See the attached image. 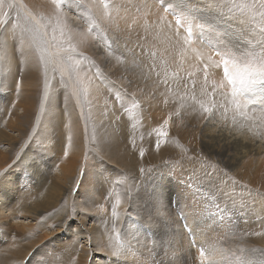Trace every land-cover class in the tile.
Here are the masks:
<instances>
[{
  "label": "rangeland",
  "instance_id": "374dc122",
  "mask_svg": "<svg viewBox=\"0 0 264 264\" xmlns=\"http://www.w3.org/2000/svg\"><path fill=\"white\" fill-rule=\"evenodd\" d=\"M190 1L199 10L198 14L191 13V10L179 3H183V0H83L80 4H66L61 10H54L52 5L47 11L44 5H37L30 9L36 16L34 17L29 14L19 0H0L2 7L0 8V97L2 98V100L0 98V104H3L5 110H11L10 115L19 117L23 123L26 107L30 105L25 98V93L31 92L33 98L31 99L34 102L32 117L35 116L34 120L28 122L30 124L27 126L26 133H22L20 136V142L7 152L9 159L4 160L2 165L0 164V173H4L0 177V254H5L8 250L14 254L10 264H141L139 260L135 261L133 257L130 259L126 256L129 247L126 244H134L138 251H142L141 255L145 256V242L151 238L149 233L151 230L137 238V233H135L137 230L130 231V225L136 221L138 215H135L129 208L125 211L122 210L121 214L116 210L115 214L113 213L116 206V192L120 193L127 190V185L124 186L127 174H129L128 181L130 184L128 188L130 187L131 193L138 191L140 183L146 184L149 180L152 181L154 175L159 173H162L163 176H169L164 178L169 187L174 181H177L181 186L188 182V187L182 186L183 189L184 187L187 189L186 193L198 195V198H204L207 200L206 202H208L207 197L210 198L209 200L213 199L208 203L211 206L205 203L210 211L195 218L194 231L198 226L197 222H199L201 230L203 225H208L210 229H216L215 225L219 222L221 225V221L224 220L222 222L227 221V224L229 222L230 230L240 233V240L244 239L243 237L250 239L251 232L260 233L261 238L257 236L253 245L262 246L264 251V234L260 231L261 228L264 231V184L253 186L248 181L240 179L237 171L239 166L235 169L230 166L234 162L242 160L241 155L237 156L239 160L233 156L234 149H241L242 145L240 146L235 139L230 151L222 154L212 152L213 148L201 142L200 133L194 132L192 127L181 128L179 124L180 127L177 129L175 122L172 123L167 119H158L157 117L152 119L148 114L153 108V106L150 108V102L155 96L154 91H157L162 95L157 96L158 103L162 97L168 98L169 96L179 97L178 100L181 102H183L182 99L192 102L194 109L188 111V116H191V111L194 115L206 113L198 112L199 109L204 110V105L210 107L212 109L210 115L213 117L211 122H217L214 125L217 126L215 129L223 131L222 133L216 132L217 134L226 136L233 133L246 140V136L251 133H244L243 129L236 127L235 124L238 123L239 126L247 124L244 128L256 135L257 139L264 137V89L257 86L254 90L240 92L233 97L232 86L224 76L220 58L215 55L218 50H222V47H228L232 50L239 49L240 53L261 51V48H264V17H261L260 13L264 12V9L259 7V0ZM214 2L216 8L213 7ZM209 3L213 8L209 6ZM105 4H107V8H104ZM245 4H255L256 7L246 9L243 7ZM129 6L137 8L134 11ZM114 11L115 13H113ZM208 11L216 13L219 21L222 18L228 21L224 22L222 19L217 24L214 20L198 16L205 17L207 15L204 12ZM166 15L169 18L164 17L169 20L165 22L168 23L167 26L164 23V26L156 27V30L154 27L156 24L152 21V17L157 16L156 18L160 20L161 16ZM149 19L152 20L149 21ZM177 20H180L181 23L177 24ZM155 21L157 23V20ZM93 22L95 27L92 32H88V28ZM134 22L136 25L133 24ZM140 23L143 25L141 29L137 28ZM236 23L237 25H235ZM29 25L39 28L42 33V38L39 41H33L32 28ZM235 27H238L236 28L238 31L234 30ZM131 28L137 29L132 31ZM159 28L160 30H158ZM189 28L192 29L191 34L188 32ZM142 29L145 31L151 29L150 31H155L158 36L166 31L165 36L170 42L173 41V46L175 45L174 47L169 45L170 52L173 51L174 55L177 56L172 61L173 63H170L171 60L169 62L164 60L159 47L148 42L150 37L142 34ZM169 31H171V35L168 33ZM229 31L235 33L231 34ZM5 32H9L15 37L14 41H10L7 46L5 44ZM77 33L80 36L71 40V43L76 46V52L72 54V60L69 61L67 55L61 53L60 49L61 47L66 48L70 36ZM13 43L15 59L12 52ZM245 46L246 49L243 50ZM95 49L101 52L103 57L115 58L114 60H118L120 63L122 60L124 61L125 54H130L131 60L136 57L137 62L141 65L138 68L139 73L145 78V83L155 81V86L150 88V91L140 88L137 92L117 87L110 75L104 71L100 60L96 57ZM194 49L198 51L196 52ZM188 57L196 59L197 64H195L196 68L193 72L186 64ZM25 60L30 62L29 65L33 67V71L27 77L28 81L31 82L30 78L35 77V73L38 71L37 77L32 78L33 89L27 86ZM75 61H79L78 68L73 67ZM218 63H220L219 67L216 66ZM17 64L19 65L18 68ZM63 65L68 67L69 76L67 77L62 73ZM133 67L136 68V66ZM29 76L31 77L29 78ZM68 78H71V82L78 88L79 100L75 97ZM33 81H36L37 84H34ZM93 92L94 95L91 94ZM79 104L82 106V111L78 112ZM38 109L45 110L41 118L36 116ZM157 112L155 111V113ZM3 113L1 111V118ZM48 113L52 114L51 123L54 128L49 126L51 123H47L44 119ZM69 119L74 123L70 122ZM138 120L141 124H145V132H150L145 134L142 148L136 138L134 139L136 131L131 132L132 128L137 127ZM73 124H76V128L78 126L77 142L78 146L81 147H78L77 151L79 152L78 156L83 160L78 157L81 161L77 163V166L78 171L81 172L78 173L77 171L75 175L77 178L74 176L75 180L73 179L75 182L69 183V190L67 189L61 201H58L55 206L49 209L45 208L31 216L21 212L18 206L24 199L22 195L24 187L27 198L42 193L47 199L54 193L50 184L55 180L51 168L52 171L49 175L43 174L41 176L43 179H47V183L39 185L34 178L36 165H26L27 167L24 165L26 163H38L45 167H52L57 163L61 164L65 158L64 152L66 150L64 149L67 145L69 146L70 138H72L70 128ZM5 129L9 130L7 127ZM161 129L167 133L166 136L159 134L158 130ZM13 131L14 135L18 137L20 131ZM195 138L199 139L196 140ZM100 141L111 145L117 154L123 153V150L129 151L125 155L128 162L126 170L117 165H109L111 162L108 157L110 156L101 150ZM147 143H150L151 146ZM157 144H159V148H157ZM1 149L6 152L8 144L1 145ZM45 152L49 156H46ZM228 153H231L232 156L227 155ZM251 158L256 157L252 156ZM261 162H264V158L261 159ZM88 166L97 172L92 171ZM89 170L94 175L97 174L94 177L98 178L93 177L91 180L92 182L95 180V184L99 187L92 185L91 191L94 193L88 189H85L86 192H84L85 190L79 191L80 183L84 182L83 179L87 175L85 172ZM205 170L212 176L210 180L203 178ZM174 178L176 179L174 180ZM179 179L182 183L179 182ZM189 181L192 185H189ZM88 191L89 195L86 196ZM176 191L177 189L175 193L178 195L179 192ZM204 193L207 197H204ZM82 195L85 196L81 197ZM179 195L181 196V194ZM82 198L86 199L87 205L84 204L78 209L76 203H79L78 199ZM166 198L167 196L164 195V205H166ZM210 202L215 204V207H212ZM216 208H220L222 212ZM54 210L64 212L65 217H67L61 227L56 222L49 223L47 221L48 216ZM223 214L226 220L221 217ZM167 215H170L168 211L166 212ZM175 215H178V220L175 221V224L173 221L172 224H177V227H173L171 224V232L166 226L163 227V231H167L166 233L163 232L161 236L164 240L158 241L157 239L159 244L147 243L146 246L150 245L159 249L162 241L167 242L170 237L174 238L173 236H177L181 233L180 231L185 230L183 228H189L186 222L180 220V214ZM82 216H85V223L80 221L83 220ZM166 216L164 219H168ZM220 218H222L221 221L218 220ZM179 222L183 225L182 228ZM207 222L215 228H211ZM79 223L83 225L81 226ZM92 223L98 230L95 233V238L89 231ZM220 225H218L219 228ZM147 227L151 229L156 226L148 225ZM199 227L196 229L198 232L200 231ZM174 229L178 231L175 230L178 234ZM189 229L185 231L189 233ZM110 231L114 233L112 238L108 237ZM185 231L181 237L186 236ZM3 233L4 235H2ZM45 233H48L46 239L42 237ZM4 236L5 238H2ZM7 236L8 238H6ZM187 236L189 235L187 234ZM96 238L99 240L97 241L98 244L95 242ZM129 238L133 240L130 241ZM59 243L60 245H58ZM170 243L168 242V244ZM99 245L102 250L97 252ZM192 245L193 254L195 252L196 256L200 252L199 250L196 253V250L200 249L201 246L197 248L194 243ZM195 248L197 249L195 250ZM204 249L207 248L204 246ZM113 253L120 255H113ZM149 253L151 256V254H155V251L149 250ZM262 255L261 260L264 264V254ZM194 258L191 257L192 264H198V262L201 264V260L197 261L199 258H195L197 263ZM164 262L169 263L167 260ZM191 262L188 263L191 264ZM214 262L218 263L217 261ZM1 263L7 264L4 261H0Z\"/></svg>",
  "mask_w": 264,
  "mask_h": 264
},
{
  "label": "bare ground",
  "instance_id": "6f19581e",
  "mask_svg": "<svg viewBox=\"0 0 264 264\" xmlns=\"http://www.w3.org/2000/svg\"><path fill=\"white\" fill-rule=\"evenodd\" d=\"M215 1H217V0H215ZM19 2L22 3L24 5V7H26V9L28 10L29 14L32 15V16H34V15H33V13L31 12L30 9H33L35 6H37V5H44L47 11L50 9L49 6H52V4H50V0H19ZM210 2L212 3V1H210ZM179 3H181L182 5L186 6L189 10H191V13L198 14V11L199 10L194 7L193 2H191L190 0H187V1L183 0V3L182 2H179ZM211 3H209L210 4L209 5L210 7H212L211 6ZM217 3H219V2H217ZM93 4H95V3L93 2ZM207 4H208V2H207ZM215 4L216 3L214 2V6L213 7H215ZM117 7H119V5H117ZM129 7H131V6H129ZM0 8H2V7L0 6ZM136 8L131 7L130 9L135 11ZM216 10H215V12H216ZM210 11L204 12V14L207 15L205 17L202 16V15H198V16H200V17H202L204 19L214 20L217 24H219L220 21L223 18L220 19V21H219V17L217 19L216 13H213V12H210ZM222 11L225 12L224 10H222ZM219 12L221 13L220 10H219ZM219 12H217V13L220 14ZM113 13H115V11ZM223 15H224V13H223ZM34 17H36V16H34ZM156 17L157 16H153L152 17L153 20L151 19L156 24V26H154L155 29H156V27L158 28L159 26L160 27L161 26H164L163 24L166 21H169L168 20L169 18L167 17V15L166 16H161L160 20H158ZM164 17H166L168 19L166 20ZM151 20L149 19V21H151ZM155 20H157V23H156ZM223 20H224V22L228 21V20L225 21V19H223ZM231 21H232V19H231ZM237 23L235 25H237ZM133 24L136 25L135 22ZM165 24L167 26L168 23H165ZM169 25H170V23H169ZM29 26L32 29L34 28V25H29ZM138 26L139 27H137V28H140V29H141V27H143L142 23H140V25H138ZM134 27H136V26H134ZM230 27L232 28V26H230ZM165 28H167V27H165ZM236 28H238V27H235L234 30H237L238 31V29H236ZM136 29H132L131 28L132 31H135ZM152 29H154V28H152ZM179 29H180V27H179ZM150 30H146L145 31V29H142L141 32H142V34L150 37V39L148 38V42L151 45H153V46L159 47V51L161 52V55H163L164 60L166 62L167 61L169 62L171 60L170 61V63H171L177 57V56L174 55L175 53H173V51L170 52V47H172L173 44H174L173 41L170 42L169 39L167 38V36H165L166 34H164V33L166 31L164 33H161V36L160 35L158 36L155 33V31H150ZM158 30H160V28ZM241 30H239V31H241ZM233 32L232 33L230 32V33L233 34ZM168 33H170V35H171V31H169ZM234 35H233V38H234ZM240 38H241V36H240ZM240 41H241V39H240ZM169 45H171V46L169 47ZM245 49H246V46H245V48H243V50H245ZM25 50H27V49H25ZM194 50L196 51V49H194ZM194 50H192V51L195 53ZM182 51H183V49H182ZM95 52H96V57L100 60L101 65H102L104 71L107 74L110 75V78L113 80V83H115L114 85H117V87H119V88H126L127 90H130L131 92L132 91L133 92H137L140 88H145L147 91H150L151 90L150 88H152V87L155 86V81L154 82L150 81L147 84L145 83V78L143 77V75L141 73H139L138 68L141 65H140V63L137 62V58L136 57H134V59L131 60L130 59V56L131 55L130 54H125L124 61L122 60V62L120 63V62H118V60L115 61L114 60L115 58H112V57L105 58V57H103L102 54H101V52L97 51L96 49H95ZM33 59H35V58H33ZM203 59H205V58H203ZM29 63H28V61L25 60V78H26V81H27V86H30L31 89H33V84H31V82L33 80L32 78L37 77V72L38 71L36 70L37 71L35 73L36 76L34 74L35 77L30 78L31 76H29V78L31 79V82L28 81L29 79L27 80V77H28L29 74H31V71H33V67H31L29 65ZM35 63H37V62H35ZM186 64H187L188 68L190 69V71L193 72V70L196 68L195 67V64H197V62H196V59L194 57L193 58L188 57V59L186 60ZM133 66H136V68L134 69ZM0 69H1V63H0ZM131 70H132V72H131ZM34 72H35V70H34ZM62 73L65 74L66 77L69 76L68 67H66L65 65H63V67H62ZM147 78L150 79V77H147ZM68 80L71 82V78L70 79L68 78ZM81 81H82V78H81ZM0 82H1V78H0ZM33 83L34 84H37L36 81L35 82L33 81ZM87 83H89V82H87ZM70 84H71L72 91L75 94V97H77L78 100H79V94H78V91L79 90H78V88L76 87V85L73 82H71ZM88 87H91V86H88ZM91 94L94 95L95 93L93 92ZM154 95L155 96L153 97V101L150 102V108L152 106H153V108H152L151 111L148 112L149 116L152 119H154L153 117H157L158 119L159 118H164L165 120L167 119L168 121H171L172 123L175 122L174 124H175V126L177 125V129H179L180 126H181V128L192 127L191 129L195 130L194 132L198 131L200 133V135H201V138H200L201 142L208 144L209 147H212L213 148L212 152H216V153H219V154H222V153H224L226 151H230L232 149V147H233L234 140L236 139L239 142V145L240 146L242 145V146H241V149H239V148H235L234 149L235 152H234V155L233 156L235 157V159H238L237 158L238 155H241L243 158H242V160L240 162H234L230 166L232 168H234V169L239 166V170H237V171H238V174H239L240 179L245 180V181H248L253 186H258V185L264 184V182H263V179H264V162H261V159L264 158L263 157L264 154H262V153H264V137L261 138V139H257L256 138V135L252 134V132L250 130H246L244 128V126L247 125V124H245L244 126H239L238 123L235 124L236 127L240 128V129H243V132L244 133H251L250 135H247L246 136L247 137L246 140H244V138H239V135H234L233 133H232V135L225 133L227 135L226 136H223V134H220V133L223 132L222 130H220V129L216 130L215 129V128H217V126H214V125H215V123L217 124V122H211V120L213 119V117L209 113H202V114H199V115H196V114L194 115L192 113V111H191V116H188V111H190L191 109H194V106L191 104L192 102H190V101H184V99H182L183 102H181V101L178 100V99H180L179 97L177 98V97H174V96H169L168 98L167 97H162L160 99V103H158L159 101L156 100V99H157V96L158 95H161V94L158 93L157 91H154ZM25 98H26L27 102L30 103V105L26 107L25 113L23 115V118L25 119L23 121V123H21V121L19 120V117H15V116L10 115L11 110H5L3 104L2 105L0 104V113H1V111L4 112L3 113L4 115L2 116V118H1V114H0V164L1 165H2V163H3L4 160H8L9 159V154L7 152L11 151V148H13L15 146V144H18L20 142V136L22 135V133H26L25 131L27 129V126H28V124H30L28 122L29 121L31 122L32 120H34L33 118L35 116L32 117L33 114H34V102L32 100L33 99L32 98V93L31 92H26L25 93ZM181 98H182V96H181ZM1 100H2V98H1ZM142 100H144V98H142ZM76 101L77 100L75 99V102ZM78 107H79V109H77L78 112L79 111H82L81 104H79ZM204 107H205V105H204ZM3 109H4V111H3ZM40 110L37 112V115L36 116H38V117L41 118V116L43 114V111H45V110L44 109L41 110V111ZM155 111H158V112L155 113ZM198 112H204V110L199 109ZM70 116L72 117V115H70ZM70 116H69V118H71ZM142 116L144 117V114ZM209 116H211V117L209 118ZM51 118H52V114H49L48 113L45 116L44 119H45V121L47 123H51V121H52ZM69 121L72 122V123H74L70 119H69ZM213 121H215V120H213ZM216 121H217V119H216ZM21 124H22L23 127L21 126ZM179 124H180V126H179ZM49 126L52 127V123ZM211 126H212V128H211ZM218 126H219V124H218ZM5 127L9 128V130H6ZM69 127H70V125H69ZM82 127H83V124H82ZM52 128H54V127H52ZM77 129H78V126L76 128V124L75 125L73 124V126L70 128V131H71V134L70 135L72 136V138H70V144H69V146L67 145L66 148L64 147L65 148L64 150H66L64 152L65 153V158L62 160V163L61 164L60 163H57V164H55L52 167H47V166L45 167V166L40 165L38 163H26L24 165L25 167H27L28 165H36L35 166V173H34V176L35 177L34 178H35V182L36 183H39V185H41V184H43L45 182L47 183V179H43L41 176L43 174L44 175L45 174H48L49 175V173H51L52 170H53L52 173H53V175L55 177V180L52 181V183L50 184L51 187H52V189L54 190V193H53V195L51 197H49L47 199H45V196L42 193H38L36 196H33L31 198H27L26 197V193H25L26 192V189L24 187V190H23V193H22V195L24 196V199H23L22 203L18 206V209L21 212L30 214V216H31L33 214H37L39 211L44 210L45 208H48L49 209L52 206H55V204H57L58 201H61V198H62L63 194L67 191V189L69 187V183H72L75 180L74 179V176L76 175V173L78 171V166H77L78 164L77 163L79 161H81V159H82L80 156H78V153L79 152L77 151L78 150V147H81L80 145L78 146V142H77L78 136H79ZM13 130H19L20 131L18 133V137L14 135L15 133H14ZM133 130L136 131V135H134L136 137H134V136L133 137H134V139L136 138V140L138 141V144L142 148L143 147L142 142L144 141V139L146 137L145 134H148L150 132H145V124H141L139 122V120H138L137 127L132 128L131 132ZM216 132H220V133L217 134ZM101 133H100V135H101ZM30 138H34V137H30ZM195 139L198 140L199 138L198 139L195 138ZM74 141H75V143H74ZM6 144H8V150L6 152H4L1 149V145H6ZM147 144L149 146H151L150 143H147ZM101 150L104 153H107L110 156V157H108L110 159V162H111L109 165H111V166L117 165L119 167H123L125 170L127 169L128 162H127V159L125 158V155H127L129 151L122 149L123 150V153H118L117 154L116 150L111 145H109L107 143H103V142H101ZM81 152H83V151H81ZM143 152H145V151L143 150ZM138 153H139V151H138ZM81 155L83 156L82 153H81ZM227 155L232 156L231 153H228ZM46 156H49V154L46 153ZM116 156H118V157H116ZM252 156H254L256 158H251ZM78 157H80L81 159H78ZM88 165H90V164L88 163ZM90 167H91V165H90ZM51 168H52V170H51ZM88 168H89V166H88ZM24 169H26V168H24ZM89 169H91V168H89ZM117 169H119V168H117ZM91 170H89L88 172H85V173H87V175L85 176V174H84V176H85V178L83 179L84 182L81 181L82 183H80L81 186H79L80 187L79 191H84L85 189H88V190L91 191L92 190L91 189L92 188V185H94V187L97 186L95 184V180L93 182L91 181V180H93V177L95 175H97V174L94 175V173L92 171L93 170L96 171V170L95 169H93L92 171ZM97 170H99V169H97ZM79 172H81V171H78V173ZM126 172H128V171H126ZM119 174L121 175V173H119ZM186 174H187V172H186ZM78 175L79 174H77V176ZM80 175H81V173H80ZM177 175H178V173H177ZM128 177H129V174H127L126 179H125L126 180V184H124V186L127 185V187H126L127 190H124V191H122L120 193L116 192V206H115V210L119 214H121L122 213V210L125 211L127 208H129V210L133 211V213L135 215H138L136 221L130 225V231L133 232V231H136L137 230V232H135V233H137V235H136L137 238L143 236L148 230H151V231H149V233L151 235V238L150 239H147L146 242H145V250H146L145 251V256L144 255H141L142 251L141 250L138 251L137 250V247H135L134 244H130V245L129 244H126V245L129 246L128 247V250H127V255H126L128 258L131 259L133 257L135 261L136 260H139V262L141 264H164L166 262V261L164 262V260H167L169 262L170 259H175V256L176 255H178V257H179L180 264H189L191 262V257L192 256L195 257L196 259L199 258L197 261L201 260V262H200L201 264H239V263L240 264H262V260H261L262 258H261V256L263 257L262 254H264V251L261 248L262 246H260V245H258V246L253 245V243L256 241V237L257 236H258V238H261V237L259 235H257L256 233L251 232L250 233V239H246V237H243L244 239L240 240V238H241L240 233L237 232V231H235V230H232V229L230 230L231 227L229 228V226H228L229 222H228V224L226 223L227 221L226 222H222V221H224V220H222V218L225 217L224 214L221 215L222 218L218 219L220 221L222 220L221 221V223H222L221 225L223 227L220 225V222L218 221L219 224L215 225L216 226V229H210L208 227V225L207 226H204L203 225L202 226V230H201V228L199 227V222H197L198 223V226H196V229H197V227H199L200 228V231L198 232V231H196V229H195V231L193 230L194 229L193 228V225H194V222H195V218L199 217L200 214H203L204 212H207V211L209 212L210 211V209H208V207H207L206 204H208L209 201H212L213 199L212 200H209L210 198H208L205 195L206 193H204V197L205 196L207 197L206 199H208V202H206L207 200H204V198H198L199 197L198 195L197 196H194L192 194H189V192L186 193L187 192L186 191L187 189H185V187H188V182L187 183L185 182L187 184V186H186V184H183L182 185V186L185 185L184 189L182 188V186L177 181H174L171 184L172 186L169 187L167 185V183L164 181V178H168L169 176L168 177H167V175L163 176L162 173L155 174L154 177H153V179H152V181L149 180L146 184L145 183L144 184H141L140 183L139 184L140 188L137 189L138 191H134L133 193H131L132 191L129 190L130 187L128 188V186L130 184L129 181H128V179H129ZM184 177L186 178L185 174H184ZM94 178H97V177H94ZM175 179L176 178H174V180ZM180 179H181V177H180ZM180 179H179V182H181ZM187 179H186V181H187ZM190 184H191V182L189 183V185ZM181 188L183 189V191L181 190ZM176 189H177L176 192H179L178 195L181 194V196L180 195L178 196L175 193V190ZM194 190H196V189H194ZM84 192H86V190ZM194 192L197 193V191H194ZM92 193H94V192H92ZM201 194L203 195V193H201ZM85 195L86 196L89 195V191H88V194H85ZM85 195H82L81 197H84ZM91 195H93V194H91ZM164 195L167 196V198H166V206L169 209L168 212L170 213V215H167L166 216V214H165L164 216L158 218L157 216L151 214L152 213V202H153L154 199H158L160 202L165 203L163 201ZM93 197H95V195H93ZM91 199L93 200V198H91ZM85 200L86 199H83V198L82 199H78L79 203L78 202L76 203L77 206L79 207L78 209H80L82 206H84V204L87 205V203L85 202ZM203 200H204V202H203ZM202 202H203V204H202ZM178 204H180V206H178ZM214 205L215 204H212V207ZM209 206H211V205H209ZM218 209H219L220 212H222L220 210V208H218ZM175 214H180L181 215L180 216L181 219L180 218L179 219L182 222H184V223L186 222V224L190 228V229L189 228H186L185 227L186 225H185L184 226L185 228H183V229H185V230L189 229L190 230L189 233H187L188 231L186 232L185 230H182V231H180L181 233H179V235L173 236L172 235L173 232H172L171 236H173L174 238H171L170 237V239H169V237H168L169 240H167V242H165V241L163 242L162 241V244L159 247V249H158V247L156 249L154 246H150V245L149 246H146L147 243L148 244L158 243L157 242V239H158V241L160 239L161 240H164L163 237H161V236L163 235V232L166 233L167 231H163L162 228L163 227L165 228V226H166V228L169 230V232L172 231V227H171L172 222L174 221L173 224H175V221L178 220L177 219L178 215H175ZM215 214H217V213H215ZM2 216H5V215H2ZM65 216L66 215H65L64 212H62L60 210H54L48 216L49 218L47 219V221L49 223L56 222L61 227V225H63L64 222H65V218H67ZM139 216L142 217V218H140ZM165 216L168 219H164ZM171 216H172V220L170 221ZM224 219L226 220V218H224ZM165 220H167V221H165ZM80 221L82 223H85L86 222L85 216L83 217V220H80ZM79 224H81V223H79ZM179 224H180V222H179ZM82 225L83 224H81V226ZM148 225H151V226L155 225L156 227H153L151 229H148V227H147ZM176 225H173V227L174 226L177 227ZM210 225L211 224H209V226ZM212 225H214V224H212ZM218 225H220V228L218 227ZM181 226L183 227V225L180 224V227ZM24 227H26V226H24ZM79 227H80V225H79ZM213 227H211V228H213ZM181 228H178V229L181 230ZM176 229H174V231ZM89 231L91 232L93 238H95V233L98 231L97 228H96V226H95V224L92 223V225L90 226V230ZM184 231H185V235L187 236V234H188L189 236L186 237V236L183 235L182 236V237H184L183 238L184 240H183V239H181L182 238L181 237V234H184ZM260 231H261V233L264 234V231H263L262 228H261ZM129 234L131 235V232ZM192 234H193V236H192ZM2 235H4V233ZM113 235H114L113 231H110L108 237L112 238ZM47 236H48V233H45L44 235H42V237H44V239H46ZM168 236H169V234H168ZM190 236H192V237L190 238ZM2 238H5V236L2 237ZM6 238H8V236ZM129 240L132 241L133 239H130L129 238ZM1 241H2V239H1ZM3 241H4V239H3ZM97 241H99V240L96 238L95 239V242L97 243ZM5 242H6V240H5ZM168 242H171V243L168 244ZM128 243H130V242H128ZM192 243H194V246L196 245L197 248H199L200 246L202 247L205 244L204 246H205V248H207V249H205L206 256L205 257H201L200 256V252H198L200 249H197V248H195V250L197 249L196 250V253L197 252L198 253L195 256V252L193 254V245H192ZM1 244H3V243H1ZM206 244H207V246H206ZM216 244L219 245V246H217ZM58 245H60V243ZM204 246H203V248H204ZM210 247L215 248L216 251H215V254L212 255L209 258L208 255H207V253H208V250H209ZM97 248H98L97 249V252H98V250H102V247H100V245ZM149 250H154L155 251V254L153 253V254H151V256H149L150 255ZM2 251H4V250H2ZM6 252L7 253H5V254L4 253H1L0 254V261H4L5 263L10 264V262L12 261V258H13L12 255H14V254L10 253L9 250L6 251ZM255 253H256V255H255ZM196 259H195V262H196ZM214 261H217L218 263H215ZM165 264H169V263H165ZM191 264H192V262H191ZM198 264H199V262H198Z\"/></svg>",
  "mask_w": 264,
  "mask_h": 264
},
{
  "label": "snow or ice",
  "instance_id": "6c2138e0",
  "mask_svg": "<svg viewBox=\"0 0 264 264\" xmlns=\"http://www.w3.org/2000/svg\"><path fill=\"white\" fill-rule=\"evenodd\" d=\"M83 0H51V4L54 6V10H61L66 4L76 3L80 4ZM244 8H255L256 5H243ZM259 7L264 9V0H259ZM104 8H107V4L104 5ZM59 15V12H57ZM261 17H264V12L260 13ZM177 24H180L181 21L177 20ZM95 27L94 22L88 28V32H92ZM192 29L189 28L188 32L191 34ZM33 41H39L42 38V33L39 28L32 29ZM5 36V44L6 46L10 41H14L15 37L13 34L9 32L4 33ZM80 34H73L70 36L67 47H61L60 51L63 54L67 55V59L69 61L72 60V54L76 52V46L71 43L72 39H76ZM82 40V37H81ZM111 47V45H109ZM12 52L13 58L15 59V46L12 44ZM239 53V54H238ZM215 55L220 58V63L223 65L224 76L227 79L228 83L232 86V95L235 97L238 93L254 90L255 87L260 86L264 89V48H261V51H245L240 53L239 49L232 50L228 47H222V50H218ZM63 60V57H61ZM220 63L216 66L219 67ZM19 65L17 64V68ZM73 67H79V61H75ZM239 106V105H237ZM203 107V105H201ZM204 112L211 114L212 109L210 107H204ZM167 123V121H165ZM161 136H166L167 133L162 129L158 130ZM157 148H159V144H157ZM4 173H0V177H2ZM204 179H211L212 176L208 174L207 170H205ZM119 203V202H118ZM169 209L166 205L160 202L158 199H154L152 202V215L162 217L166 214ZM113 213L115 214V209H113ZM259 235L260 233H256ZM215 248L210 247L208 250V257L210 258L215 254ZM113 255H120L119 253H113ZM200 256L205 257V249L203 247L200 248ZM169 264H180V260L178 255L175 256V259H170Z\"/></svg>",
  "mask_w": 264,
  "mask_h": 264
}]
</instances>
